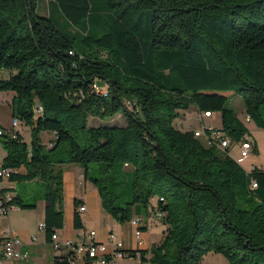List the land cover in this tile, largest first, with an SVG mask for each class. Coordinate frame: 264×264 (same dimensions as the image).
<instances>
[{"label":"trees","instance_id":"16d2710c","mask_svg":"<svg viewBox=\"0 0 264 264\" xmlns=\"http://www.w3.org/2000/svg\"><path fill=\"white\" fill-rule=\"evenodd\" d=\"M48 6L44 15L38 0H0V72H9L0 92L15 94L12 117L32 128L30 144L21 133L0 138L4 166L12 170L7 190L21 210L45 202L46 244L64 228L65 167L85 168L90 180L89 165L99 163L112 195L90 181L118 224L164 214L162 239L141 253V264H202L209 253L231 264H264V169L247 172L212 142L175 125L181 112L195 108L219 114L221 127L214 129L233 141L246 138L247 117L264 129V0H50ZM226 93L242 99L244 121ZM116 116L126 126H89L90 118ZM43 133L53 140L44 143ZM19 181L42 182L44 195L25 203L12 186ZM124 185L132 199L120 206ZM74 223L84 227L78 211ZM66 260L56 255L53 262Z\"/></svg>","mask_w":264,"mask_h":264},{"label":"built area","instance_id":"2783aa9c","mask_svg":"<svg viewBox=\"0 0 264 264\" xmlns=\"http://www.w3.org/2000/svg\"><path fill=\"white\" fill-rule=\"evenodd\" d=\"M95 89L103 91L105 89L94 85ZM199 122L202 125V130H196L195 136L206 141H210L215 146L226 152L231 157V150L238 146L240 149V158L236 163L247 172H252L255 166L249 169H245L244 162L248 161L252 156L257 155L258 147L249 138H243L240 141H233L230 137L226 136L222 131L206 127L205 120L212 119L214 113L205 111L199 112ZM36 116L42 115L40 104L35 106ZM250 117L246 118V122H250ZM23 123L18 118L12 117V128L6 130L0 126V138L9 135L14 138L21 133ZM178 129L182 130L180 125H176ZM1 150V147H0ZM232 158V157H231ZM233 159V158H232ZM234 160V159H233ZM129 167L128 164L125 165ZM12 170L4 166V160L0 153V264H22L28 263L30 260V252L25 251L26 243L20 237L17 231L13 230L11 226H2L4 217H8L9 213L17 208L14 203V194L9 189V179L11 177ZM257 184L253 181L252 188L257 189ZM79 213L86 211V206L80 205L77 208ZM164 214L156 211L151 214L148 221L143 218L133 219L130 223L135 228L134 241L135 246L131 250H127L122 241L118 240L109 229V242L100 243L97 240V232L95 230H83L78 234L77 239H67L60 241L59 234L56 233L52 236V242L48 245L54 256L62 255L67 257V264H120L122 260L134 258L140 259V255L144 251H148V243L145 238L144 227L149 228V225H160ZM39 230L44 233L45 223H41ZM37 239L32 237L29 244H36ZM55 264V263H54Z\"/></svg>","mask_w":264,"mask_h":264},{"label":"rangeland","instance_id":"374dc122","mask_svg":"<svg viewBox=\"0 0 264 264\" xmlns=\"http://www.w3.org/2000/svg\"><path fill=\"white\" fill-rule=\"evenodd\" d=\"M50 0H38V5H39V12L44 15H49V6L48 3ZM9 76V72L2 71L0 72V79L1 78H6ZM99 84L102 85L103 87H106V85L99 81ZM230 96V94H225ZM11 99V94L0 92V126L4 127L6 130H11L12 128V112L11 108L8 105V102ZM228 107H231L236 111V113L239 116H242V109H244V104L243 101L240 97L238 96H231V98L228 100ZM263 114H264V107H263ZM252 121V120H251ZM245 122L246 125L248 126L249 132L246 135L247 138L251 139L254 141V143L257 145V141L259 142V148L257 151V155L252 156L248 161L244 162V166L246 167L245 169H249L252 166H263L264 167V129L260 128L257 126V124L252 121V122ZM180 125L182 127L183 131L186 130H202V125L199 122V114L197 112V109L192 108L189 111H184L181 112V115L178 119L175 120V125ZM206 127H216L220 128L221 127V116L214 115L212 119H206L205 120ZM126 126V120L123 116H116L112 120H100L98 118H90L89 119V126L90 127H100V126ZM32 128L29 126L23 125L21 128V135L23 138V141L27 144H30L31 139H32ZM42 139L44 143H48L50 140H53L52 137H50L49 133H43L42 134ZM205 142V141H204ZM206 143V142H205ZM208 145V144H207ZM258 147V146H257ZM1 156L7 155V152L1 148L0 150ZM231 157L234 160H238L240 158V149L238 146H235L231 152ZM88 175L91 181H97V185L99 187H107L106 193L107 196L110 197L112 195V184L107 181V175L104 172L102 164L95 163V164H90L89 165V170H88ZM12 186H15L14 192L16 194H20L22 198L24 199L25 203H33L36 201V198H41L44 193H45V185L42 182H33V183H28V182H16L15 184H12ZM158 198V197H155ZM132 199V190L130 186L124 185L120 190H119V200L118 204L120 206H124L127 202H130ZM38 207L36 211L31 214V216H28L27 220H22L20 219L19 212H10L8 217H4L2 221V226L11 219V227L13 230H17V226H28L31 227L32 229V236L36 237L37 243L38 244H43L45 239H44V233L39 230V226L41 223H43V219L41 216V212L44 208V201H39ZM139 213L144 212V209L139 207ZM136 211V210H135ZM25 215V214H24ZM164 230L163 225H149L148 228V235H149V245L150 247L155 243L160 241L162 238V232ZM116 237V235H115ZM117 238V237H116ZM118 239V238H117ZM42 252H50V248L48 246H41ZM33 250L30 251V253ZM39 251V250H38ZM32 257V253L30 254V258ZM44 258V256H40V258ZM31 262V261H30ZM140 260L136 258H131V259H126L122 260L120 264H140ZM40 261H38V264ZM202 264H231L225 257L214 254V253H209L206 255L202 261Z\"/></svg>","mask_w":264,"mask_h":264},{"label":"crops","instance_id":"0c3cea01","mask_svg":"<svg viewBox=\"0 0 264 264\" xmlns=\"http://www.w3.org/2000/svg\"><path fill=\"white\" fill-rule=\"evenodd\" d=\"M11 94V99L8 102V105H11L12 98L15 96L14 93L11 92H4ZM230 96L225 95L227 97L231 98ZM242 116H239L241 120L244 121L245 116V109H242ZM217 115V114H215ZM252 122V121H251ZM245 123V122H244ZM246 128L248 129V126L245 123ZM196 131V130H193ZM249 132V129H248ZM250 134V132H249ZM50 137H52L51 134H49ZM205 141V140H204ZM257 141V146L259 148V142ZM206 144L210 145L207 141H205ZM256 167L260 169H264L263 166L257 165ZM20 173H25L24 169L20 170ZM79 200L81 201V205L86 206V211L84 213H80V216L82 218V222L84 227L82 229H75V213L77 212V208L75 206V202ZM153 204L156 203V199L152 200ZM36 210H21L19 207H17L13 212H19V217L22 220H27L28 216H31ZM25 214V215H24ZM42 219L44 221L45 216V202H44V208L41 212ZM5 223L4 225L10 226L12 223L10 221ZM11 223V224H10ZM12 228V227H11ZM109 229L112 230L113 234L116 235L118 240L122 241L125 248L127 250H131L135 246L134 241V230L135 228L131 223H125L123 225L118 224L103 208L102 206V200L99 194L98 189L96 186L86 178V171L85 168L76 165V164H70L65 167L64 172V228L60 231H58L59 239L60 241H65L67 239H77L78 234L83 230H95L97 232V240L100 243H108L109 242ZM18 234L20 237L25 241L26 247L25 251H31L33 250L32 257L30 258L28 263H22V264H38V261H40L39 264H54V254L52 249L46 244L45 234H44V243L43 244H29L32 239V229L31 227H28L26 225L24 226H17ZM36 238V237H35ZM145 238L148 243V249H151V247L155 244L160 243V241L155 242L151 247L149 245V235L148 230L145 232ZM48 246L50 248V252H42L41 246ZM39 250V251H38ZM30 253V254H31ZM40 256H44V258H40ZM139 259V258H136ZM140 260V259H139ZM31 261V262H30ZM141 264V262H139ZM95 264V263H93Z\"/></svg>","mask_w":264,"mask_h":264},{"label":"bare ground","instance_id":"6f19581e","mask_svg":"<svg viewBox=\"0 0 264 264\" xmlns=\"http://www.w3.org/2000/svg\"><path fill=\"white\" fill-rule=\"evenodd\" d=\"M206 141V140H205ZM215 145V144H214Z\"/></svg>","mask_w":264,"mask_h":264}]
</instances>
